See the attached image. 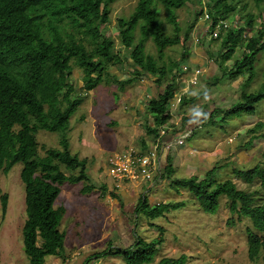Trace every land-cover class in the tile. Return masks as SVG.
Returning <instances> with one entry per match:
<instances>
[{"label":"trees","instance_id":"16d2710c","mask_svg":"<svg viewBox=\"0 0 264 264\" xmlns=\"http://www.w3.org/2000/svg\"><path fill=\"white\" fill-rule=\"evenodd\" d=\"M114 1L0 0V171L8 174L15 165H23L21 180L25 186L27 217L22 231L24 250L30 264H45L47 256L67 260L66 233L60 228L67 211L64 206H55L65 183L83 182L82 191L85 194L95 190L106 194L108 191L106 184L98 187L93 183L88 173V158L73 153L67 137L71 118L85 101V95L77 94V88L71 80L74 67L84 72L83 88L86 92L96 89L105 81L116 84L124 91L145 73L154 78L156 92L146 104L153 123L146 121L144 128L159 147L163 142L164 126H170L172 132L177 133L186 129L191 119L186 108L197 98L181 95L177 102L182 115L180 126L173 122V101L177 97L182 76L178 61L167 64L164 59L168 47L182 44L183 61H190L191 50L186 44L194 35L199 16L204 13L203 8L196 11L194 20L181 39L176 10L190 0H160L167 7L170 21L175 25L172 35L160 20L157 0H138L130 18L118 19L120 39L130 51L134 67L133 77L123 79L110 70L123 64L125 59L116 50L115 40L105 34V28L110 23V4ZM236 1L209 0L207 11L212 20L209 26L212 35L220 21H227L235 12L248 10V4L242 5L239 10L240 4ZM263 3L264 0H255L256 6ZM262 16L259 15L262 20L259 22L254 13L248 11L243 25H222L218 37H213L214 40H221L217 59L222 66V76H216L212 82L220 78L236 80L245 77L243 86L246 87L253 81L258 56L264 52ZM138 29L141 36L136 40ZM150 39L157 45V56L146 52V42ZM241 47V55L236 57L231 66L225 65ZM207 52L211 58L214 57L215 53L210 49ZM241 96L242 100L230 108H215L204 125H216L219 114L222 115L219 120L225 122L232 114L240 116L243 113H255L257 104L264 100V82L259 92L243 91ZM263 128L264 122L259 121L248 130L253 135L248 145L256 137H264V133L258 132ZM40 130L61 133L60 148H48L41 155L37 139ZM195 132L196 129L193 134ZM142 141V152L146 154L149 145L143 138ZM218 168L210 169L202 178H175L176 169L168 153L163 178L177 192L183 189L190 191L202 210L209 214L218 212L220 198L226 195L231 213L227 224L235 225L236 217L238 220L250 219L252 224L246 229L249 259L254 264L260 260L264 264V198L261 190L240 189L231 179L217 181L215 174ZM234 173L249 184L259 181L264 190V164L259 163L246 170L234 168ZM112 194L122 202L120 194ZM1 203L5 218L9 203L7 193H2ZM185 206V201L152 204L146 195H140L134 213L156 219ZM156 227L159 233L154 241L138 237L126 249H114L110 245L89 258L121 255L126 264H187L186 254L179 258L164 257L156 263L166 232L163 226Z\"/></svg>","mask_w":264,"mask_h":264},{"label":"rangeland","instance_id":"374dc122","mask_svg":"<svg viewBox=\"0 0 264 264\" xmlns=\"http://www.w3.org/2000/svg\"><path fill=\"white\" fill-rule=\"evenodd\" d=\"M156 2L160 20L163 21L167 32L172 35L175 25L170 21L169 11L160 0ZM208 2L209 0H190L176 10L181 39L184 38L188 25L194 20L196 11L200 8L204 10V13L199 16L192 39L186 44L191 50L190 68L182 69V66L189 64L186 60L183 61L182 44L166 49L165 63L171 64L178 61L182 76L177 97L173 101L174 123L180 126L182 118L177 104L179 97L185 94L186 90L187 95L199 92L197 100L186 108L191 120L195 121L193 124H197L195 134L186 138L184 144H179L176 139L169 140L171 151L168 153L171 154L176 169L173 177L202 178L207 171L217 166L219 167L215 174L217 181L231 179L240 189L261 190L264 198V190L259 181L249 184L234 173V168L246 170L256 164H264V137H256L251 145L247 143L253 136L248 130L257 122H264V100L257 104L255 113H243L240 116L232 114L225 122L219 120L222 116L219 114L216 125H204L215 108L227 109L238 104L242 100L243 91L259 92L264 82V52L259 54L255 77L246 87L243 86L245 77H239L236 80L220 78L217 82H212L216 76L222 74V66L217 59L221 40H214L210 32L201 33L204 25L208 24V21L204 20L208 14ZM236 2L240 4L239 10L244 4H248L249 7L248 10L235 12L227 20L229 25L233 24L236 27L243 25L248 11L254 13L257 21H262L259 18L260 14L263 15L264 20V3L256 6L255 0H237ZM137 3L138 0L112 2L110 23L105 28V34L115 40L116 50L125 59L123 64L112 67L110 71L123 79L133 77L134 67L130 51L121 42L118 19L130 18ZM201 23L206 24L200 28ZM140 36L138 29L136 40ZM241 48L237 50L233 59L225 62V65L233 64L236 57L241 55L243 49ZM207 49L215 53L213 58L209 56ZM157 50V45L152 39L146 42V52L149 55L157 56ZM205 53L207 55L205 60L199 59V62L202 61L201 65L195 64L198 61L197 57H201L202 54L205 56ZM163 64L160 63V65ZM198 67L204 70L199 75L198 84L191 85ZM83 77V70L74 67L71 80L77 88V94L85 95V101L71 118L67 137L72 152L79 154L81 158H88V173L93 183L98 187L106 184L108 191L106 194H103L101 190L85 194L82 191L85 185L83 182L65 183L62 186L55 206H64L67 211L60 227L66 233L67 260L47 256L45 264H126L124 256L121 255L92 259L89 257L104 251L110 245L114 249H126L138 237L149 242L154 241L159 233L157 225L163 226L166 232L156 263L164 257L179 258L186 254L187 264H254L249 259L246 232L247 227L252 223L249 218L238 220L236 217L235 225L227 224L231 213L226 195L220 198L218 212L209 214L202 210L198 200L190 191L183 189L177 192L167 180L157 177L153 183H143L141 179L130 178V181H124L123 178L113 177L109 164L112 158L118 159L119 155L129 147L141 150L142 138L150 147L153 144V140L145 132L144 124L146 121L153 123V118L146 110V104L156 92L154 78L145 73L138 82L128 85L124 91H121L116 84L105 81L96 89L86 92L83 88ZM205 93L208 94L207 99H205ZM201 111L207 114L206 118L196 115ZM258 132L264 133V128ZM37 139L40 154L44 155L48 148H60L61 133L40 130ZM246 143L247 146H245ZM165 165L166 161L163 167ZM22 167L23 165L19 163L8 174L0 171V264H30L24 250L22 231L27 217L25 186L21 180ZM2 193L9 195L5 218L2 214ZM112 193L120 194L122 202L118 201ZM140 195H146L152 204L185 201L186 206L171 211L164 217L150 219L143 214L134 213ZM258 264H263V261L260 260Z\"/></svg>","mask_w":264,"mask_h":264},{"label":"built area","instance_id":"2783aa9c","mask_svg":"<svg viewBox=\"0 0 264 264\" xmlns=\"http://www.w3.org/2000/svg\"><path fill=\"white\" fill-rule=\"evenodd\" d=\"M206 20H211L210 16L206 14ZM224 22L220 21L216 25L214 35H218V30L221 28ZM226 26V24H225ZM202 73L201 69L196 70V76L193 78L192 83H197V76ZM168 133V129L162 131L163 135ZM192 130L190 128L178 133L176 140L179 144H184L185 139L190 136ZM171 150V142H162L161 147L158 144L153 143L148 153H143L142 149L129 147L126 151L119 155L118 159L110 160L111 171L115 179H122L124 181H130V178L141 179L143 183L154 182L157 177L162 178L163 163L166 161V156ZM121 162V163H120ZM162 163V165H161ZM134 175V176H132Z\"/></svg>","mask_w":264,"mask_h":264},{"label":"clouds","instance_id":"9594fccd","mask_svg":"<svg viewBox=\"0 0 264 264\" xmlns=\"http://www.w3.org/2000/svg\"><path fill=\"white\" fill-rule=\"evenodd\" d=\"M208 15H209V14H208ZM210 19H211V17H210ZM204 20H205L206 22L208 21V24H206L207 27H206V25H204V29L202 30L201 33H205V32H207V33L210 32V33H211V29H209V26L212 24V20H210V21H209V20H206V19H204ZM223 22H224V23H223L224 25L226 24V26H228L227 21H223ZM223 24H222V25H223ZM226 26H224V27H226ZM205 27H206V30H205ZM221 29H222V26H221V28L218 30V35H219V32H220ZM215 30H216V28H215ZM215 30H214V31H215ZM214 31H213V35H212V37H218V35H217V36L214 35ZM241 49H242V48H241ZM242 50H243V49H242ZM236 52H237V51H236ZM184 64H185V63H184ZM184 64H183V65H184ZM189 68H190V65H189V64H188V65H184V66H182V69H189ZM197 69H201L202 72H203V70H204V69L201 68V67H198ZM197 69H196V70H197ZM196 70H195V72H196ZM201 74H202V73H201ZM201 74H200V75H201ZM195 76H196V75H195ZM195 76H194V77H195ZM198 78H199V75L197 76V83H196V84H198ZM196 84H193V83L191 82V85H196ZM206 92H207V91H206ZM187 93H188V91L186 90V91H185V94H182V95H187ZM193 94H195V95H193L194 97H197L199 93H197V94H196V93H193ZM187 96H191V95H187ZM179 98H180V97H179ZM207 98H208V94L205 93V99H207ZM178 100H179V99H178ZM196 115H197V116H203V117H205V118H206V116H207V114L204 113V112H202V111H201V112H197ZM175 124L178 125V123H175ZM196 125H197V124L194 125V124H193V121H191V119H190V121L188 122V126L186 127V129L190 128V129L192 130V133H191L190 136H188V137H191V136L193 135V130H194V129H197V128H196V127H197ZM194 126H195V127H194ZM198 126H199V125H198ZM164 129H168V133H167L166 135H163V134H162V135H163V139H162L163 142H167V141H169V140H165V138H167L168 135H169L170 133L173 135L172 139H176V136H177L178 133H181V132H183V131L186 130V129H184V130H182V131H180V132L173 133L172 130H171V127L164 126L163 129H162V131H163ZM188 137H187V138H188ZM153 143H154V142H153ZM184 143H185V142H184ZM149 149H150V146H149ZM170 151H171V150H170ZM166 161H167V156H166ZM165 166H166V165H165ZM165 166H164V167H165ZM164 167L162 168V178H163ZM175 174H176V173H175ZM163 179H164V178H163Z\"/></svg>","mask_w":264,"mask_h":264},{"label":"crops","instance_id":"0c3cea01","mask_svg":"<svg viewBox=\"0 0 264 264\" xmlns=\"http://www.w3.org/2000/svg\"><path fill=\"white\" fill-rule=\"evenodd\" d=\"M202 24V25H201ZM200 24V28H202V26L204 25V24H206V23H201ZM206 27H207V25H206ZM203 29H204V27H203ZM196 30V29H195ZM201 32H202V30H201ZM208 50V49H207ZM205 52V51H204ZM207 57V55H206V53H205V56H204V54H202L201 55V57H197L198 58V61L197 62H195V64L197 63V64H200L203 60H205V58ZM196 58V59H197ZM199 59H202V61L201 62H199ZM191 60V59H190ZM207 62L209 61L208 59L206 60ZM191 64H194V63H192L191 62ZM188 65V64H187ZM189 65H190V62H189ZM207 91V90H206ZM196 93V92H195ZM199 93V92H198ZM197 94V93H196ZM193 95H195V94H192L191 96H193ZM197 103H198V101H197ZM191 121H193V120H191ZM193 122H195V121H193ZM172 137H173V135L170 133L169 135H168V137L167 138H165V140H170V139H172Z\"/></svg>","mask_w":264,"mask_h":264}]
</instances>
